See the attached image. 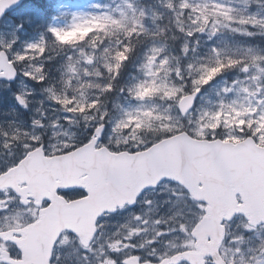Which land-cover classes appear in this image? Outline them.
I'll use <instances>...</instances> for the list:
<instances>
[{
	"label": "snow or ice",
	"instance_id": "obj_1",
	"mask_svg": "<svg viewBox=\"0 0 264 264\" xmlns=\"http://www.w3.org/2000/svg\"><path fill=\"white\" fill-rule=\"evenodd\" d=\"M13 6L18 7L25 16L34 14L38 7L37 0H24L23 3L21 0H0V17ZM166 8L174 13L179 31L186 32L188 36L204 32L217 33L220 27L233 31H241L247 27L264 29V16L241 14L219 0L207 2L167 0ZM144 16L145 14L141 12L139 17L129 21L126 16L119 18L105 15L76 23L70 29L56 27L50 29L55 39L71 35L73 32H81L85 28L94 29L84 37V42L91 46L92 52L88 55L82 53L83 59L78 61L81 68L68 65L69 78L64 82L65 91L57 93L52 87L47 88L49 98L60 105L59 111L71 114L63 117L66 122L82 119L86 127H94V131L79 140L66 142V146L61 148L47 143L45 137L34 130L17 128L12 133H3L4 147L9 149L8 154L12 159L11 162L0 163V218L11 217L15 221L16 207L19 206L28 214L29 223L27 226L17 224L8 232H0V264H60V255L56 248L65 242L66 236L73 237L79 244L77 250L81 253L83 264H92L90 256L97 264H184L185 261L187 264H205L203 259L205 254L214 256L215 264H224L218 257L216 236L222 233L223 239L227 235L228 221H232L236 215H242L246 220L244 225L246 229L251 231L264 229V218L250 214L247 205L243 203L245 199L243 190L239 198L241 202L239 212L216 216L211 201L194 196L189 186L191 184L203 188L208 177L191 175L186 183L172 174L174 167L165 158L169 150H191L203 156L209 168L219 169L225 174L230 173V161L225 151L229 146L221 147V142L228 139L232 133L218 131L216 121L221 117L222 127H239L243 134L241 136L243 143L236 146L237 151L246 150L264 161V131H258L264 129V79L261 75L249 76L254 82V87L236 82V86L239 85L240 91L248 98L247 105L222 100L216 111H200L199 115H196L193 109L195 98L201 88L227 69L239 66L247 73L255 67L264 74V68L260 67L264 64V54L250 52L237 58L227 56L220 59L222 53L213 49L215 63L200 67L192 63L187 65V72L192 79L191 89L186 91L187 85L183 83L178 85L173 80V73L180 80H184L181 69L176 67L168 56L161 55L164 52L163 48L152 47L142 64L145 78L134 83L127 91L138 101H154L158 98L171 103L162 114L159 112V106L145 105L127 112L123 119L116 122L112 129L114 137L125 138V147L121 148L118 143L114 144L113 137H105V118L109 117V112L100 97L114 90V81L120 76L125 62L134 52L138 38L147 32L142 20ZM23 27V24L15 25V28L6 25V28H12L13 32ZM157 35H163V31ZM17 39L18 37H15L0 48V79L12 80L18 71H22L24 76L43 82L46 79L43 65H31L30 68L22 70L18 65L35 60L37 53L46 50L45 43L42 41L29 44L23 52H17L13 50ZM107 41H111V46H105ZM187 51L185 47V52ZM248 56L251 57V62ZM67 89H73L71 95ZM231 91L232 89H225V92ZM16 99L22 106H28L25 95H17ZM173 109H176L179 115H172ZM182 117L186 118L187 129L184 127L185 119ZM233 118L236 123H232ZM241 119L246 122L244 126H239ZM151 120L158 121L163 131L154 139L144 140L138 129L150 127ZM33 125L39 128L45 126L41 119H34ZM13 143L18 152L11 150ZM185 144L191 145V149H186ZM88 148L97 150L101 155L127 152L129 157L135 159L131 163L105 168L99 174L94 170H88L82 174L80 181L56 186L54 194L43 199L32 194L33 177L30 165L35 155L70 156ZM142 162L153 165L156 171L144 179L126 174L127 170L140 167ZM157 186L170 187L172 195L176 198L175 205L183 204V207L171 217L175 220L174 226L166 230L152 228L150 238L133 243L136 236L148 231L144 225L149 223L148 219L133 215L135 226L123 236L117 232L113 234L117 238L107 237L104 243L96 244L98 239L104 238L101 231L102 221L108 214L126 205L135 204L138 198L143 199L145 191L155 189ZM232 196H235V190ZM57 197L66 204L76 205V211L87 215L91 227L86 234L78 230V227L65 228L59 234L53 232L55 240L49 237L48 243L51 245L49 248L42 244L40 231L43 225L39 213L41 209L55 212L54 202ZM95 200H99L100 203L89 212V205ZM145 203L152 204L151 201ZM152 223L159 225L164 221L158 219ZM213 223L216 224V233L204 230ZM172 232L182 233L185 243L171 251L151 247L147 256L154 259L138 254V250L161 243V237ZM207 240L214 241L211 247L204 243ZM235 240L242 241L243 237L237 236ZM234 251L240 256L241 248L235 247ZM247 259L249 264H264V244Z\"/></svg>",
	"mask_w": 264,
	"mask_h": 264
},
{
	"label": "rangeland",
	"instance_id": "obj_2",
	"mask_svg": "<svg viewBox=\"0 0 264 264\" xmlns=\"http://www.w3.org/2000/svg\"><path fill=\"white\" fill-rule=\"evenodd\" d=\"M246 0H240L238 3L235 2V0H221L219 2L228 4L232 6L234 9L238 10L241 14H249L248 8L245 5ZM252 15V13H251ZM258 16V14H255ZM164 22V18H161L159 21H157V25H161ZM235 27H240L239 25H236ZM225 32L227 33V36H230L232 29L230 28H225L223 27ZM259 29V28H256ZM263 30V29H259ZM244 32H250L249 28H245ZM238 33H243V29L241 31H238ZM159 39V38H158ZM161 40V39H160ZM212 43L213 45L210 47L208 53L206 54H196L195 60L193 61V64H198V65H204V64H213L215 63V55L213 53V49L219 50V47L215 45L216 42L219 43H224V40L222 39L221 35L213 34L212 35ZM216 46V47H215ZM152 47H161V44L159 43H153ZM150 48V49H151ZM239 49L236 48L235 51H238ZM243 51V48L240 49ZM249 50V49H247ZM223 57V55H221ZM220 57V59H221ZM53 64H51V63ZM49 62V58L47 56L43 57L40 60V64L43 65L44 72L48 75H53V73L57 70V67L55 65H60L59 61H51ZM144 62V57L143 54L139 57L137 67H136V73L132 75L130 78L129 82L131 83H137L139 80L144 79V74L142 71V64ZM50 64V65H49ZM260 67L264 68V64H261ZM261 75V78L264 79V74H261L258 69L253 67L249 72H244L242 77V80L237 79L236 81L233 82H220L211 89L208 90V88L205 89L204 93L202 94L196 108L194 109L195 114L199 115L200 111H216L219 107V104L221 101L225 102H232V101H237L239 104L247 105L248 103V98L244 93L240 91L239 85L236 86V82H242L244 83L245 86L249 87H254V82L249 78L251 75ZM180 83V81L177 79L175 80ZM191 82V81H190ZM225 89H232L231 92H225ZM208 90V91H207ZM57 93H61L65 91V89H60V90H55ZM69 91L70 95L73 90H67ZM98 94V93H97ZM20 95H25L28 99V106L25 107L27 110L23 111L20 114H12L9 113L5 110H0V125L1 124H9L15 128L25 130V126H27L29 123L33 122L34 119H42L45 117V115H42V109L46 108H55V109H60V105L56 104L54 101H52L49 98V92L45 90L42 86H36V90L32 93H21ZM15 96L16 93L11 91L9 88H0V105L4 103H12L16 104L15 102ZM115 97V96H114ZM122 96H120L117 100H120ZM172 115H178L176 110L173 109ZM67 114V113H65ZM45 121V120H43ZM222 118L218 117L217 118V126L218 128L221 126ZM226 123L227 120H224ZM245 120L241 119L239 120V126H243V123ZM232 123H236V120L233 118ZM246 123V122H245ZM184 125L188 128V125L186 121L184 122ZM249 126H254V125H249ZM222 127V126H221ZM225 128V127H224ZM258 131H264V129H258ZM231 132L232 135L230 137L234 138V141H237L241 138L239 134V127L233 128V127H227L226 133ZM49 141H52V139H49ZM164 194V202L169 201V196L168 193L172 192L170 187H166L163 191ZM155 200H159L155 198ZM150 215L155 216L156 210L151 209ZM109 223H107L108 225ZM106 227V226H105ZM114 224H111V229H113ZM114 231L110 232L107 236H112Z\"/></svg>",
	"mask_w": 264,
	"mask_h": 264
},
{
	"label": "bare ground",
	"instance_id": "obj_3",
	"mask_svg": "<svg viewBox=\"0 0 264 264\" xmlns=\"http://www.w3.org/2000/svg\"><path fill=\"white\" fill-rule=\"evenodd\" d=\"M149 32L151 33V35L153 36L154 39L152 37H139L138 40H137L134 52L131 54L129 60L125 62V65L122 68V71H126V73H127V80L128 81L130 80L132 75L136 73V67H137L138 59L147 50V48L152 43L161 44L160 37H159V35H157L158 32L156 30H154V29H150ZM183 76H184V80H180L179 77L178 78H173V80L175 81V80L178 79L180 81V83H183V84L191 86V82L190 81H191L192 77L188 73L183 74ZM204 91H205V89L201 88V91L199 93H204ZM17 95H20V94H16V96ZM16 96H15V102H16L17 106L25 108L24 106H22L17 101ZM120 96L121 95H116L114 97V99H118ZM50 109H52V108H48V109L44 108V109H42V115L47 116L49 111H50ZM58 111H59V109H58ZM59 112H61V111H59ZM61 113H63V112H61ZM203 172L204 173L207 172V168L206 167L203 168Z\"/></svg>",
	"mask_w": 264,
	"mask_h": 264
},
{
	"label": "water",
	"instance_id": "obj_4",
	"mask_svg": "<svg viewBox=\"0 0 264 264\" xmlns=\"http://www.w3.org/2000/svg\"><path fill=\"white\" fill-rule=\"evenodd\" d=\"M247 162L249 163V168H247V176H245V182H243L242 186L245 192H247L248 194L250 193L255 195L257 192L264 190V176H263L264 161L258 159L253 155L249 156L247 155V153H245V156H243V164H241V167H244L245 164H247ZM197 175H201V176L206 175L208 177V181L206 184L208 188V183L211 180V173L206 172ZM237 185L241 186V182L237 183ZM189 186L193 187L195 185L190 184ZM193 190L196 192L200 191L196 186L195 188H193Z\"/></svg>",
	"mask_w": 264,
	"mask_h": 264
},
{
	"label": "trees",
	"instance_id": "obj_5",
	"mask_svg": "<svg viewBox=\"0 0 264 264\" xmlns=\"http://www.w3.org/2000/svg\"><path fill=\"white\" fill-rule=\"evenodd\" d=\"M224 57H225V56L221 57V59H224ZM232 69H234V68H232ZM232 69H230V71H231ZM203 89H206V88H203Z\"/></svg>",
	"mask_w": 264,
	"mask_h": 264
}]
</instances>
